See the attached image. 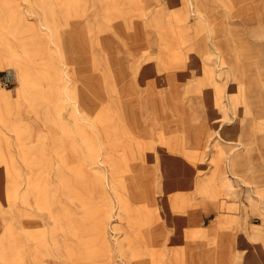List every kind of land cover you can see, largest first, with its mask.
Listing matches in <instances>:
<instances>
[{
  "label": "rangeland",
  "instance_id": "374dc122",
  "mask_svg": "<svg viewBox=\"0 0 264 264\" xmlns=\"http://www.w3.org/2000/svg\"><path fill=\"white\" fill-rule=\"evenodd\" d=\"M193 1L0 0V264H264V0Z\"/></svg>",
  "mask_w": 264,
  "mask_h": 264
},
{
  "label": "bare ground",
  "instance_id": "6f19581e",
  "mask_svg": "<svg viewBox=\"0 0 264 264\" xmlns=\"http://www.w3.org/2000/svg\"><path fill=\"white\" fill-rule=\"evenodd\" d=\"M192 3H194V1L192 0ZM191 11H192V9H191ZM42 24L44 25V26H46V23L44 22V21H42ZM204 38V37H203ZM203 40V39H202ZM201 40V41H202ZM209 40V39H208ZM204 42V41H203ZM204 44V43H203ZM202 47H203V45H202ZM209 48V47H208ZM197 49V48H196ZM198 49H201V48H199V45H198ZM201 51V50H200ZM208 51H209V49H208ZM195 52V51H194ZM199 53V52H198ZM196 54H197V52H196ZM206 68H207V70L208 71H215L216 69L214 68V65L212 64L213 62L210 60V61H208V60H206ZM10 70L11 69H16L15 67H11V68H9ZM16 70H18V69H16ZM129 72V71H128ZM127 74V73H126ZM134 83V82H133ZM214 99H215V102H217V103H219V99H217L216 97H214V96H212ZM88 100H87V102H88V105L89 106H93V104H94V101H92V99H89V98H87ZM213 99V100H214ZM218 106V105H217ZM220 108V107H219ZM216 109H218V107H216ZM215 109V110H216ZM214 110V111H215ZM217 112V111H216ZM212 112L210 111V114H211ZM211 117V116H210ZM212 118V117H211ZM218 133H219V136H221L222 137V134L220 133V131L218 130ZM100 160H102V158L101 159H99V161ZM218 167L219 166H217V167H215V169H214V171L213 172H211V177L213 178V179H215L216 177H217V173H218ZM105 177L103 178L104 180H105V183L111 188V186H112V184H113V180L112 179H110V175H111V171H110V169H108V172H106L105 174ZM121 187V186H120ZM121 189V188H120ZM121 191V190H120ZM250 194V193H249ZM120 195H122V193H120ZM122 196H124L125 197V202H124V204H122V206H121V209H120V217H124V216H126L127 218L128 217H131V216H133V210L132 209H130V205L128 204V200H127V198H126V196L125 195H122ZM248 202V201H247ZM251 202V201H250ZM216 204V203H215ZM217 205V204H216ZM252 206V205H251ZM100 226L103 228V225H104V223L103 222H101L100 221ZM118 228L119 227H117L116 225H114V226H112V230L113 231H115V232H117V230H118ZM116 235V234H115ZM73 244L70 246V252H71V255H74V250H73ZM157 248V247H156ZM65 249H66V247H65ZM67 251V250H66Z\"/></svg>",
  "mask_w": 264,
  "mask_h": 264
},
{
  "label": "crops",
  "instance_id": "0c3cea01",
  "mask_svg": "<svg viewBox=\"0 0 264 264\" xmlns=\"http://www.w3.org/2000/svg\"><path fill=\"white\" fill-rule=\"evenodd\" d=\"M217 132H218V130H217ZM217 138H219V139L222 138L221 136H219V133H218ZM237 160H238V159H236L235 156H233V157H231V158L229 159V164H230V165H229L228 167H229V170H230V171H233V169H232V165L234 166L236 163H238ZM214 169H215V168H214ZM214 169L212 170V172L214 171ZM231 176H232V177H235V175H233V174H232ZM176 195H177V193H174V194H173V202L175 203V204H174V209H176V213L174 212L173 215H176V214H177V215L179 216L178 212H179V210H180V207L178 206L177 199H176ZM216 204H217V203H216ZM216 204H215V205H216ZM221 205H222V204H221ZM212 206H213V205H212ZM183 209H184V208H183ZM169 215H172V214L169 213ZM25 259L28 260V261H30L28 255L25 257Z\"/></svg>",
  "mask_w": 264,
  "mask_h": 264
}]
</instances>
